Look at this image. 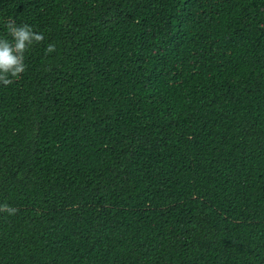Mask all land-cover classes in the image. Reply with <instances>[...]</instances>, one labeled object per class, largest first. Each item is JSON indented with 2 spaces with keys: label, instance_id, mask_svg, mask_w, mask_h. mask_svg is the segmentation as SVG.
I'll list each match as a JSON object with an SVG mask.
<instances>
[{
  "label": "trees",
  "instance_id": "trees-1",
  "mask_svg": "<svg viewBox=\"0 0 264 264\" xmlns=\"http://www.w3.org/2000/svg\"><path fill=\"white\" fill-rule=\"evenodd\" d=\"M10 19L45 39L0 84V264H264V0Z\"/></svg>",
  "mask_w": 264,
  "mask_h": 264
},
{
  "label": "clouds",
  "instance_id": "clouds-1",
  "mask_svg": "<svg viewBox=\"0 0 264 264\" xmlns=\"http://www.w3.org/2000/svg\"><path fill=\"white\" fill-rule=\"evenodd\" d=\"M7 37H0V84L8 86L26 71L25 53L45 39L43 33L35 31L27 23L17 24L15 20L6 23ZM10 37V39L8 38ZM56 45L48 43L45 55L55 52ZM18 210L6 202L0 204V212L14 215Z\"/></svg>",
  "mask_w": 264,
  "mask_h": 264
}]
</instances>
